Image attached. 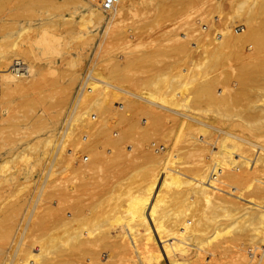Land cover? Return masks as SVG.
I'll list each match as a JSON object with an SVG mask.
<instances>
[{
    "label": "bare ground",
    "instance_id": "bare-ground-1",
    "mask_svg": "<svg viewBox=\"0 0 264 264\" xmlns=\"http://www.w3.org/2000/svg\"><path fill=\"white\" fill-rule=\"evenodd\" d=\"M11 1L0 0V87L22 89L33 76V61L29 60L35 56L32 43L36 42L39 45L41 54H54L59 52L61 42L57 34L46 32L42 24L28 23V25L16 29L15 16L12 15L14 11L11 12L13 6ZM58 2L67 9V13L61 16V20L63 24L67 25L68 42H73L78 47L77 53L78 51L81 53L83 46L92 36L89 27L98 25L103 19L104 23L108 24L110 20H114V16H120L128 10V0H114L109 9L101 7L102 0H58ZM222 2L215 0L208 4L214 9L217 8L219 14L223 8ZM157 4L151 6L155 7L153 10L150 7L151 13L157 10ZM228 6L230 8L228 21H243L246 29L239 33L232 28L225 27L222 31L220 30L221 32L219 29H217L219 32L215 34L214 31L211 32L213 36L210 37L208 29L213 24V15L211 13L209 17L206 16V24L204 23L200 27L203 31L199 30L195 41L192 42L198 49L197 51H200L201 57L197 58L199 61L197 60V63L189 67L191 70L182 67L172 74L165 71L155 73L149 83L156 85L157 96L152 97L151 93L147 98H141L133 94L131 99L126 97L125 100L120 94L125 101L123 102L119 95L121 100L117 103L118 94L113 91L116 89L110 90V88H118L112 84V81L109 82L112 77L111 68L107 66L101 70H94L91 80L87 81L88 79H86L89 74L86 77L82 75L79 79L80 85L72 101L75 112L71 122L61 123V128L59 127L61 134L60 137L58 136L61 140L57 145V137L53 139L49 133L42 138H36L33 140L34 142L25 137L26 139L16 143L5 156L1 157L0 164L2 165L7 162H27L31 154L30 151L35 153V146L41 143L43 149L37 153L35 161L40 162V159L42 160L46 155L45 153L48 151L50 153L55 148L54 157L50 158V162L52 166L56 165V169L54 167V169H50L51 166H48V168L50 167L49 171L45 169L46 166L45 168L43 166L42 169L44 168L47 174L68 172L73 174V178H78H74V181H69L71 179L68 178L67 181L66 177L64 180L61 179L62 177H58L60 180H57L58 178L50 180L51 177L41 181V188L37 187L40 190L45 187V191L46 186L49 189L45 196H40L43 197V200L40 198L39 201L37 198L38 202L34 205V209H30L31 211L33 209L32 213L30 212L31 218L29 219L32 221L30 226L24 225L26 224L24 221L23 225L22 222L20 223L23 220L21 215L24 213L25 216V211H28L29 207L28 209L23 207L25 205L23 201L16 202L17 197H14L15 201L10 200L11 202L3 199L10 204H3L0 207V237L5 240L4 242H7L11 252L7 249H0V256L1 254L7 256L9 264H71L69 258L76 255V252L79 255L82 253L81 260L84 261L81 262L82 264H117L118 261L113 263L116 260L114 257L117 256L120 257L119 263L121 264L125 259H128V263L125 261L124 264H264V246L257 245V243L264 245V94H262L264 93L262 92L264 90V58L260 56L259 52L264 44V24L260 22L261 19L259 21V18H263L262 15H264V0H230ZM17 12L19 11L17 10ZM103 12H107L106 15ZM218 14L214 16L217 17V21ZM204 17L201 20H204ZM212 28L211 30H213ZM20 38L24 39V45L17 47L20 51L14 50L17 45L15 39ZM245 43L250 50L248 52L244 46ZM133 48L134 51L136 50L134 61L142 64L145 46L140 41ZM177 48L185 49V53L188 54L193 52L186 45H180ZM19 55L26 59V63L22 62L23 59L18 58ZM233 57L238 59L239 65L237 66L239 68L237 66H231V68L236 67L238 70L234 69L236 71L234 73H232L233 70H230L233 77L229 74L230 77L225 76L220 81V72L223 70H217L220 68L219 63H227L226 60L229 61ZM52 59L53 57H50L47 61V67L50 70L54 69ZM61 60H64L62 56ZM179 60L177 59V62ZM220 66L222 65L220 64ZM213 68L219 71V74L216 75V72L215 75L209 76ZM75 72L73 69L63 84L59 102L60 110L70 96L72 85L76 79ZM216 84L221 86H217L219 88L215 90ZM82 85L84 86L82 87ZM119 90L131 93L123 88ZM115 98L117 101L114 100ZM132 98L142 99L150 105H145ZM242 98L243 102L244 99L246 100L244 104L241 101ZM26 100L28 98L23 101L24 105L32 99L28 102ZM201 102H204L208 107L211 106V109L207 108L210 111L214 107L211 111L215 112L214 115L208 114L210 117L206 119L222 121L227 118L225 123L230 121L231 129L228 130L229 124L227 129L218 128L216 136H211L210 132L207 133L206 131L210 130L205 128H213L212 122L209 125L204 123L202 118L199 119L201 115L198 117L192 114L193 112L196 114L194 108L195 106L198 108ZM234 102H238V104L240 102L239 106L242 102L243 105L240 108L236 103L235 106L239 107V110H235L236 107L234 106V109L231 106ZM138 106L142 108V113L145 112L141 122L139 119L142 127H138L142 129L154 126L157 128L160 125L158 123L160 121L162 123L164 117L160 115L161 111L158 112L159 109H165L166 115L167 110L171 111V115H173L172 113L180 115L173 136L168 134L172 139L171 144L168 135H164L162 132L166 137L162 138L161 135V139L167 138L169 141L168 149L165 148L168 141H165L164 146V142H161V150L155 151L154 148H151V151L148 147L150 145H142L145 142L143 139L146 137H143L141 145L138 142L140 139H136V142L135 138H131L143 147H139V149L137 147L136 154L128 156L124 152L123 144L126 140H131L127 136H131L132 131L126 130L129 135L125 134L127 126L125 128L120 126L118 136L110 135V124L113 126L128 124L130 129L133 128L134 124L129 121L131 115L130 118L128 115L130 110ZM117 107L121 109L118 110ZM228 107L229 109L232 107L236 112H230L233 110H229ZM156 108H159L158 111ZM184 109L195 111L185 113ZM135 111L136 115L142 114L141 112L137 114L138 108ZM134 112H132L133 115ZM60 113L61 111L58 112V114ZM197 113L201 112L197 111ZM92 115L97 119H92ZM173 117L174 115L171 118L174 119ZM40 118L36 115L31 121L38 125ZM136 120L133 122H138V118ZM173 122L169 121V123ZM166 126L165 129L168 130L169 128L167 129ZM214 126L216 128V125ZM223 127L225 126L223 125ZM233 127L235 131L232 130ZM166 130L165 132H167ZM198 131L201 136L195 135V132ZM59 133L60 131L57 134ZM206 133L211 136L212 141L206 140L208 138V135L205 136ZM131 134L133 135V133ZM139 134L138 136L142 138L143 131ZM71 136L75 137H73L74 144L71 149L66 151L63 143L64 137ZM129 142L130 146L135 149V143ZM146 143L148 144V141ZM100 145L106 149L102 150ZM77 151H83L86 154L80 158L77 156L78 154L76 155ZM104 152L107 153V157L102 159L101 156ZM41 155L43 156L41 157ZM24 165L26 166V163ZM28 166L27 164L26 169ZM107 166L122 167L127 170L125 176L113 180V189H108V194L117 191V194H112V196L114 195L117 197H115L116 199L120 200V204H118L120 210L116 211L117 205L115 206V198L112 197L115 206L114 209L110 208L111 211H115V213L110 212L112 214L107 211L106 203L103 204L105 202L103 197L108 195L103 193L105 196H101L102 205L105 206L103 209H106L104 212L102 209L100 213L97 212L95 204L88 201V199L93 201L96 198L94 196L97 190L104 186L97 182L100 187L95 188L96 191L93 190L97 181H94L97 172ZM34 168L36 169V167ZM93 173L96 175L94 178L91 177L93 182L90 183L89 177ZM134 174L136 176L134 185H125L124 181ZM18 175L20 174L18 173ZM1 176V190H4L5 186L7 189V186H11L19 178L17 174H10L9 177L2 178ZM41 177L42 180L43 177ZM110 182L109 185L106 183L107 186H110ZM19 184L16 185L19 187ZM91 184L94 185L93 188ZM25 185L29 186V183ZM25 185L20 189L24 190L23 187H27ZM15 188L16 192L20 194L23 192L22 190L20 192L19 188V190L17 187ZM29 189L27 190L30 191ZM84 190L90 192V195L95 192L94 198H87L86 195L82 197ZM24 193L27 194V191ZM38 193L42 195L38 190L33 196L38 197ZM77 193L82 194L77 195ZM2 195L4 196L3 193ZM0 197H2L1 194ZM21 197L20 199H22ZM30 198L28 201L34 199ZM110 199L107 201V206L108 202L110 204ZM99 201L97 209L103 207L100 206L102 201ZM110 205L113 207L112 202ZM25 218L27 219V214ZM37 221L48 223L40 235L36 234L38 232ZM39 228L42 229L41 226ZM35 230L36 233H34ZM242 239H246L245 243L249 242L246 245L254 244L253 248L250 246L251 248L248 250L251 259H247L242 247L234 250L228 249V243L243 244L244 241L240 242ZM259 248L261 253L254 259L253 253ZM73 257L70 260L76 264V259L74 257L73 261ZM112 259H114L113 262Z\"/></svg>",
    "mask_w": 264,
    "mask_h": 264
},
{
    "label": "rangeland",
    "instance_id": "rangeland-1",
    "mask_svg": "<svg viewBox=\"0 0 264 264\" xmlns=\"http://www.w3.org/2000/svg\"><path fill=\"white\" fill-rule=\"evenodd\" d=\"M19 1L20 0H18V2H17V0H14V3H13V0H12L11 4L13 6L10 5V6H12L11 12L13 13V11H14V13H15V14L13 13L12 15H13V17L15 16L14 19L16 21V23H15L16 29H20V28L28 25V23L29 24L33 23V25L42 24L43 28H45L46 32L57 34L60 37L59 40L61 42V46L59 47L60 49H59L58 53L41 54V52L39 50V45L36 42H33L32 48H34L33 51L35 53V56L33 58L31 57V59H29L30 61H33L32 63L34 65L32 78L27 82V84L22 89H7V88H4L2 86H1L2 88L0 87V159H1V157L5 156L7 154L8 150L10 148H12L16 143H19V141H21L22 139L30 138L29 141L34 142L33 140H35L36 138H38V137L42 138L46 134L48 135V133H49L50 136L51 135L53 136V139L55 137H57L58 140L56 142V145L59 143V140H61V138L59 139L60 134H61V129H60L61 123L63 124L67 121L71 122V119H72L74 112H75V108H73L74 105H73L72 101L74 99V95L77 92L78 86L80 85L79 79L81 78L82 75H84V72L87 71V70H85V68H87L88 66H89L88 72H92V74H94V70L95 71H97L98 69L101 70L103 67L108 66V68H111V71H112V77H111L112 80L110 79L109 82L112 81V84L117 86L119 89L123 88L124 90L131 92V93H128L126 91L123 92V90L120 91L118 88H110V90L116 89L113 91H116V93L118 94L117 95V100H118L117 103L120 102L122 96L126 100V97L127 98L130 97L129 99H131V97H133L132 96L133 94H136V95L140 96L141 98H147L149 96V94L152 93V97H155L158 94V91L156 90V85H151L149 83L151 77L155 73L160 72V71H165V72L172 74V73L176 72V70L178 68L181 69L182 67H185L186 70L187 69L191 70V68H189V67H191L194 63H197L199 61L197 58L201 57V55L199 54L200 51H197L198 49L192 44V42L195 41V37H196L197 32H199V30L203 31V29L200 27H202V25H204V23L206 24V20H205L206 16L209 17V15H211V13L213 15V18H212L213 24H212V26H210V28H209L210 30L208 29L209 26L207 27L208 31L210 32V37H211V35L213 36V34H212L213 31L215 34L216 32H219L220 30L222 31L225 27L232 28L234 31L239 32V33L242 32L244 29H246V26H245L243 21H240V20H235L233 22L228 21L229 20L228 16L230 14V8L228 6V2L230 0H220V1H223L222 2L223 8H222V12L219 14L217 12V8L214 9V7L209 5L210 2H213L215 0H202V1L201 0L200 1H197V0H128V6H127L128 10L124 11L120 16H114V20H110L108 22V24H105L104 23L105 21H103L104 20L103 19L102 22H100L98 25L96 23H94V24H96L95 26L89 27L90 34L92 36H90L88 42L83 46L82 50L80 49L81 53H79L80 51H78V53H77L78 47L73 42H68V34H66L67 25L63 24L62 20H61V16L67 13V9L63 5H61L58 2V0H44L41 2H39L38 0H21L20 1L21 3ZM201 2H203V3H201ZM155 3L156 4L159 3L156 6L157 10H155L153 13H151L150 12V10L152 8L151 6L152 5L154 6ZM196 3H199L198 4L199 6ZM14 4H16L18 6L14 5ZM153 8H155V7H153ZM153 8H152V10H153ZM17 10L19 12H17ZM148 12H150V13H148ZM103 13H104V15H106L107 12H103ZM217 14L219 15L218 21H217V17H214ZM204 15H205V17H204ZM262 16H263V18H259V21L261 19L260 22L262 24H264V20H263L264 15H262ZM153 17H154V20H153ZM203 17H204V20L203 19L201 20V18H203ZM216 24H218V25H216ZM211 28L213 30H211ZM217 29H219V31ZM15 40H16L17 45L15 47L16 49H14V50L20 51L17 47L24 45V39L20 38V39H15ZM140 41L145 46V49H144L145 54H144V56H142V57H144V62H142V64H141V62L134 61L136 50L134 51L133 47H135V45H137V43H139ZM180 45H186L191 51L193 50V52H191L190 54L185 53V49L177 48ZM244 46L246 47L247 52L250 51L249 48H247V43H245ZM9 48H10V46H9ZM259 52H260V56L264 58V44L260 48ZM19 56H18V58L23 59L22 58L23 56H20V57ZM61 56L64 58V60H61ZM50 57H53V59H52V61H53L52 64L54 66L53 70H50L47 67V65H48L47 61H48V58H50ZM183 57H185V58L182 59ZM177 59L178 60L181 59V60H179V62H177ZM225 60H223V61H225ZM237 60L238 59H235L233 57L229 61L226 60L228 64L226 62H223V64H222V62L219 63L220 68L219 69L217 68V70H220V69L223 70L222 72H220L221 73L220 79L225 77V76L230 77V75L232 73H234L238 70L239 67L237 65H239V62ZM22 62L26 63V59H23ZM138 63H140V64H138ZM220 64L222 66H220ZM229 64H230V66H228ZM231 66H233V67L237 66L238 68L237 69H236V67L231 68ZM73 69L76 71L75 72L76 79L72 85V88L70 91V96H69L68 100L66 101L65 105L60 110L59 109V106H60L59 102H60V98L62 95L63 84H64V82H66L65 80L69 77V75H71L70 72ZM234 69H236V71H234ZM212 70H211V73H209V76L211 74L216 73V72H217L216 75L219 74L218 73L219 71H216L215 68H213ZM230 70H233V72L231 73ZM232 75H231V77H233ZM220 81H222V79ZM217 86H219V84H216L215 90L218 89L221 85L219 87H217ZM118 91H120V92H118ZM262 92H264V90ZM262 94H264V93H262ZM119 95L121 98L119 97ZM27 98H28V100H26L27 102L31 99H32L31 100L32 102L29 101L28 104L24 105L23 101ZM132 99H135V98H132ZM114 100H116V98ZM135 100L140 101L141 103H144L145 105H150V104H148L147 101H144L142 99L136 98ZM116 101H114V102H116ZM122 101H123V98H122ZM241 101L243 102V98ZM245 101L246 100L244 99L243 104L245 103ZM242 102H241L240 106H239L240 102H239V104H238V102H236L238 105L234 102V103H232L233 105L231 104V106H233L234 109L236 107L235 110H239V107L241 108V106L243 105ZM235 104L239 107L235 106ZM198 106H199L198 108H197V106H195V108H194L196 110V114H195V112H193L192 114L195 116H198V117H199V115H201L202 117L200 116L199 119L202 118V121L204 120V123H207L210 125L211 124L210 122H212L211 126L213 125V128L212 127L205 128V129L210 130V131H206V132L207 133L210 132L209 134L211 136L217 135L218 128L222 127V128L227 129V127H229L227 125H229V124H230V127L228 128V130L231 129L232 125H231L230 121H229V123H225V122H227L226 121L227 118L222 120L223 122L221 120H217V119H215L216 122H214L215 120L210 121L209 119H206V118L210 117V115L212 116V114L215 113V112H211V111H213L214 107H212V110L210 111L211 106L208 107V105L204 104V102H201L200 105H198ZM204 106H206L205 107L206 108L205 111H207L206 115H205V111H204ZM152 107H154V106H152ZM229 107H228V109H229ZM137 108L139 109V111H137V114H138V112L142 113V108H140V106H138V107H135L132 110H130L129 115H128L129 118L131 115V118L129 121H132V124H134L133 128L130 129L128 127V124L125 126H124V124H117V125H114L115 127L113 126V124H110V126H109L110 127V133H111L110 135L112 137H115V135L118 136L119 135L118 128L120 126L122 128H125L127 126L125 128V131L131 130L132 132L131 131L130 132L133 133V135L130 133V135L132 137L127 136V135H125V136L130 137V139L135 138V141H136V139L137 140L140 139L138 141L140 143V145L142 144L141 141H142L143 137L144 138L146 137L147 140H146V138L143 139V141H145V142L142 145L143 146H145V144L150 145L151 147L148 146L150 150H151V148H154V146L151 145V143L153 144V142H155L154 145H158V144L162 145V143L164 142L163 143V146H164L169 139L170 144H171V140H172L171 137L173 136V133L175 131L176 123H177L178 119H180V117H179L180 115L172 113L174 115V117H173L174 119H172L171 117L173 115L170 114L171 111L169 112L167 110V115H166V113H164L166 111L165 109L160 110L159 108H156L157 111L159 109L158 112L161 111L160 115H162L164 117L162 119V123L160 121L158 123V125L159 124L160 125L157 126V128H156V126H154L151 128L146 127V129H142L139 127H142V123H140V122H141L142 117H144L145 112H143L142 114L136 115L135 110H137ZM207 108H210V109L208 110ZM233 108L231 107L229 110H233ZM120 109L118 108V110H120ZM197 109H199L200 111ZM195 110L189 111L188 109H184L183 112H185V113L189 112L190 113L191 111H195ZM235 110L230 111V112H234ZM59 111H61L60 114H58ZM131 111L132 112L135 111L134 115ZM197 111L201 112V113H197ZM168 112H169V114H168ZM208 114H210V115H208ZM36 115L41 117L38 125L33 124L31 121V120H33V117ZM175 115H177V116H175ZM133 116H135V117H133ZM139 116H140V118H139ZM166 116L168 119L165 118ZM92 117H93L92 119H97V117L94 118L93 115H92ZM137 118H138V122H136ZM139 119H140V122H139ZM134 120H136L135 121L136 123L133 122ZM168 120L171 122H173V121L174 122L169 123ZM228 120H229V118H228ZM174 123H175V125H174ZM222 124L225 127H223ZM214 125H216V128ZM165 126L167 129L168 128L169 129L166 130ZM170 126H172L173 128ZM217 126H219V127H217ZM158 127H160V128H158ZM161 127L164 129L162 130ZM139 129L140 130L142 129V130L140 131ZM111 130H113V131H111ZM133 130H135V131H133ZM165 130L167 132H165ZM232 130L235 131L234 127L232 128ZM57 131L58 132L60 131V133L57 134L58 133ZM142 131H143V134L141 135L142 136V138H141L138 135H140L139 133H142ZM169 131L172 133H170ZM134 132H136V133H134ZM162 132H164L163 133L164 135L170 134L171 137H169L170 135H168L167 136V137H169L168 139L166 138V139L162 140L161 139V137L163 136ZM147 133H149V134H147ZM197 133L195 132L196 136H199V135L201 136V134H199V131ZM207 133L205 134V136L208 135L207 136L208 138L205 137L206 140L212 141L211 136ZM235 133H237V132H235ZM125 134L129 135V132L126 131ZM74 136L64 137L65 141L63 143H64V149L66 151L68 149L72 148V146L74 144V140H73ZM165 137L166 136H163L162 138H165ZM209 138H211V139H209ZM102 141H104V140H102ZM127 141L128 142L131 141L133 144L135 143V141L132 139L126 140V142L123 144L125 147V150H126V151L124 150V152H126L128 156L129 155L131 156L132 154L135 155L136 150H138L139 147H143V146H140L139 144L135 143L134 145H136V146L134 149L133 146H130V144H129L130 142L128 143ZM147 141H148V144L146 143ZM169 141H168V144L165 145L166 149H168V147L170 146ZM56 145H55V147H56ZM137 147H138V149H136ZM104 148H102V146H101L102 150ZM107 148H108V146H107ZM34 149H36V152L34 153L33 151H30L31 154H30L27 162L26 161L25 162L16 161L15 163L14 162H12V163L7 162V164H5V165L0 164L3 166V167L2 166L0 167V175H2L1 178L4 176L9 177L10 174H17V177L19 176V178L16 177L17 181L14 182L15 184L13 183V184H11V186L10 185H9V187L7 186V189H6V186L4 184L5 189H4V186H2L4 190L0 189L2 191V192L0 191V194L3 197V198L0 197V207H1V205L3 206V204L4 205L8 204V203L10 204V202H11L10 200L15 201L17 199L16 202H22L23 201L25 204V205H23V207H27L26 209H28V207H29V210L25 211L27 214V219L25 218L26 214H25V216H24V213L22 214L23 216L21 215L23 220L20 221V223L22 222L21 224L23 225V223L26 222V224H24V225L28 224L27 226H30L32 224V221H30L31 219H29V218H31L30 212L32 213V211L34 209V205L38 202L37 198H39V201H40V198H42L41 200H43V197H40V196H45L46 191L49 189L45 185L46 191H45V187H44L43 190L45 191V193L42 194V192H44V191L39 189V188H41V184H42L41 181H43L45 179H50L51 177L53 179L51 178L50 180H54V179L56 180L58 177H60V178L62 177L61 179H63V180L66 177L65 179H67V181H68V178L71 179L69 181H74L75 179H78L76 177H74L75 178L74 179L72 177L73 174L68 173V172H62L61 174L59 172H55V173L51 174V172H50L47 174V172L44 171L45 166L47 167V168H45L47 170H49V168H50V167L48 168V166H51L50 169H54L56 167V165L52 166V163L50 162L51 161L50 158H52V156L55 154V148L52 149L50 153H48L49 151L47 153H45L46 154V155H44L45 157L43 155H41V157L43 156V159L42 160L40 159V162L35 161L34 158H36L37 153L43 149L42 144L38 143ZM165 150H163V151H165ZM79 153H80V155H79ZM152 153H154V152H152ZM85 154L86 153L83 151H77V153H76V155L80 158L84 157ZM106 155H107V153L104 152L102 154L101 158L103 159V158L107 157ZM46 159H47V165H46ZM48 160H49V162H48ZM0 162H1V160H0ZM28 162H30V163H28ZM37 162H38V164H37ZM25 163H26V166H27V164L29 165L27 167V169H26V166L24 165ZM19 166H20V168H17ZM43 166H44V168L42 169ZM22 167L26 170L24 171V169ZM34 167H36V169ZM18 169H20V170H18ZM22 169H23V172L21 171ZM38 170H39V172H38ZM10 171H12V172L14 171V172L10 173ZM30 171H32L33 174H32V172L30 173ZM40 172H42V173H40ZM5 173L6 174L8 173V175H6ZM18 173L20 175H18ZM43 173L45 174V176ZM23 174H25V175H23ZM126 174H127V170H124L122 167L117 168V167H109V166H107V167H105V169L97 172V175H96V173L95 174L93 173V175L89 177L90 178L89 181H90V183H92L93 181H92L91 177L94 178V176L96 175L95 176L96 178H94V181L97 180L95 182L96 184L94 183L95 187H94V185L92 186V184H91L92 188L94 187L93 190L95 188H97L99 186V184H102L104 186L103 187L101 186V188H99L100 186L98 187L99 188L97 190L98 193L94 192L95 196H94V193H92L90 195L89 194L90 192H87L84 190L85 192L83 193V191H82L83 194L81 193L82 197H84L85 195L87 198L91 197V199L96 197L93 201L90 199H88V201L90 203L92 202L91 204L94 203L95 207H97V208L99 207V202H100L99 200L102 201L104 199L103 201H105V202L104 203H103V201L101 202V205H100L101 207L103 206L102 203L103 204L106 203L105 206L108 208L107 211H109V213L110 212L115 213V211L113 212V211H111V209L112 208L114 209V207L117 205L116 211L117 210L119 211L120 205L118 206V204H120L119 203L120 200L116 199L117 197L114 196L117 194L116 193L117 191L112 193V194H114L113 196H112V194H108L107 192H108V189L109 190L113 189L114 181L117 178L119 179L122 176H125ZM21 175H22V177H21ZM27 175H29V176H27ZM46 175H49V176H46ZM53 175H54V177H53ZM99 176H100V178H99ZM26 177L27 178L29 177L30 179L29 178L25 179ZM40 177L42 178V180L40 179ZM45 177H47V178H45ZM60 178H58L57 180H60ZM37 180H38V182H37ZM135 180H136V176L134 174V175H131L128 178V180L124 181V184L126 182L125 185L132 186V185H134ZM109 181H111L110 182L111 184H110V186H107ZM39 182H41L40 185H39ZM97 182L98 183L100 182V183L98 184ZM101 182H103V183H101ZM23 183H25V184L29 183V186H27ZM31 183H33V184H31ZM104 183L105 184L107 183V184L105 185ZM16 184H19V187ZM14 185H15V187H17V189L18 188L20 189L24 185L27 187H23L24 190L20 189V192L23 191L20 194L19 192H16V188L13 187ZM35 186L36 187L39 186V188L38 187L36 188ZM105 187H107V189H104ZM25 188H26V190H25ZM27 189H29L31 191V193L32 192L33 193L32 194L29 193L30 191H28ZM36 189H37V192L39 190V192H41L42 195H40V193H38V197L36 195L34 197L33 195L37 193ZM50 189L52 190L51 187H50ZM90 189L91 188H89V190ZM101 189H102V191H101ZM132 189H134V188H132ZM77 190H79V189H77ZM105 190H106V193H105ZM10 191H13V193H10ZM25 191H27V194L24 193ZM91 191H92V189H91ZM94 191H96V190H94ZM99 191H101V192H99ZM2 193L4 194V196L2 195ZM28 193H29V195H28ZM103 193L105 195H108V196L110 195L111 197L110 196H109V198H108V196L103 197V196H105ZM22 194H26V195L24 196ZM54 194H56V193L54 192ZM79 194L77 193V195H79ZM96 194H99V195H96ZM21 196H23V197H21ZM26 196H28V197H26ZM101 196L103 197V199H101L102 198ZM14 197H17V198L15 199ZM20 197L22 199H20ZM112 197H114V198L116 197L115 198V202H116L115 206H114V202H113L114 198L112 199ZM29 198L30 199L34 198L33 199L34 201L33 200L28 201ZM3 199H7V201H10V202L4 201ZM108 199L111 200V201L110 200L109 201H110V204L112 202L113 207H112V205L109 204V202H108V206H107ZM35 200H36V202H35ZM117 200H118V203H117ZM52 201H55V200L52 199ZM26 203H28L27 204L28 206L26 205ZM30 204H32V206H29ZM105 206H103L102 208H99L100 211H98L99 209H97V208H95V209L99 213L101 212V209L104 212V210L106 211V209H103V208H105ZM31 208H33L32 211L30 210ZM27 212H29V213H27ZM112 213H110V214H112ZM24 218H25V220H24ZM28 219L30 222L28 221ZM39 221H37V226H36L38 232L36 230L34 232V233L37 232L36 233L37 235H40L41 233H43L42 231H44L45 225L48 224L46 221L44 223H40ZM41 222H43V221L41 220ZM38 225L41 226L42 229H40ZM42 225H43V227H42ZM111 231H113V230H111ZM0 238H1L0 243L2 241V243L0 244V247H1L0 249H7L10 251V248L6 244L7 242H4L5 240L2 237H0ZM245 240L246 239H242V241H240V242L244 241L243 244L242 243L241 244H239V243L238 244L237 243L232 244V242L228 243V249L234 250V249H237L238 247H242V248H244L243 250H244V253H245L247 259H251L252 257L250 255H248L249 254L248 250L254 244L253 245H250V244L246 245L249 242L245 243L246 242ZM257 245L258 246H264L261 243L260 244L257 243ZM4 246H5V248H4ZM243 250H242V252H243ZM259 253H261L260 248L256 249L255 253H253L254 259L258 257ZM81 254L82 253H80V255H79V253L76 252V255L74 254L71 256V257H73V256L75 257L76 260L74 259V257L72 259H73V261L75 260L76 264H80L81 262H84L81 260V257H82ZM0 257H1L0 258V264H2V263L9 264V260H7V256L5 257V255L1 254ZM71 257L69 258V261H71L70 263L73 264L74 262H72V260H70ZM115 258H116V260L113 262V260ZM117 258H119V260H117ZM78 259L81 261H79ZM114 259L111 260L113 263H116L118 261L117 264H121V263H119V261H120L119 256L114 257ZM2 260L6 261V262H3ZM127 260L128 259H125L124 262L126 261V263H128ZM7 261H8V263H7ZM121 261H123V260H121ZM124 262H122V264H124Z\"/></svg>",
    "mask_w": 264,
    "mask_h": 264
},
{
    "label": "built area",
    "instance_id": "built-area-1",
    "mask_svg": "<svg viewBox=\"0 0 264 264\" xmlns=\"http://www.w3.org/2000/svg\"><path fill=\"white\" fill-rule=\"evenodd\" d=\"M113 3H114V0H102V2H101V7H102L103 9H109V8H111V6H112ZM88 67H89V66H88ZM88 67L85 68V70H87V71L84 72V77H86V76L89 74V75L86 77V79H88L87 81H89V80H91V79L93 78L92 72H88ZM83 86H84V85H82V87H83ZM152 146H154V150H155V151H159V150L162 149V145H154V144H152Z\"/></svg>",
    "mask_w": 264,
    "mask_h": 264
}]
</instances>
